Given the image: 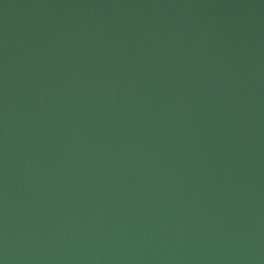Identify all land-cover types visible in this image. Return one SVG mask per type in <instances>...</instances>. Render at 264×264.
Wrapping results in <instances>:
<instances>
[{
	"label": "water",
	"instance_id": "water-1",
	"mask_svg": "<svg viewBox=\"0 0 264 264\" xmlns=\"http://www.w3.org/2000/svg\"><path fill=\"white\" fill-rule=\"evenodd\" d=\"M0 264H264V0H0Z\"/></svg>",
	"mask_w": 264,
	"mask_h": 264
}]
</instances>
